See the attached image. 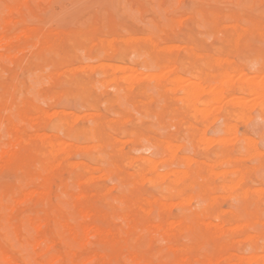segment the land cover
I'll use <instances>...</instances> for the list:
<instances>
[{
    "label": "rangeland",
    "instance_id": "rangeland-1",
    "mask_svg": "<svg viewBox=\"0 0 264 264\" xmlns=\"http://www.w3.org/2000/svg\"><path fill=\"white\" fill-rule=\"evenodd\" d=\"M19 33L21 38H13ZM24 35H27L25 40ZM0 36L4 40H13L9 50L4 42L0 43L3 49H0V127L4 124V130L0 128V153L16 155L12 165H4L0 159V247L12 264H41L49 259H54L53 264H82L85 259L87 263L92 259L88 264H98L99 261L100 264H175L180 257H187L184 264H202L201 261L212 256L217 261L227 256L239 260L256 250L264 255V99L259 104L257 97L249 91L238 94L240 79L264 83V0H0ZM39 37H44L45 41ZM133 38L138 39L134 41ZM235 38H238L237 43ZM149 43L155 44L154 47L150 48ZM168 45L172 47L171 51ZM100 55H103L102 59ZM91 65L94 70L90 73ZM103 66H108L105 67L107 72ZM123 66L124 70H121ZM114 67H120L121 72L119 69L113 72ZM69 71L73 73L70 75ZM122 71L125 75L134 74V80L131 83L130 79L125 83L120 81L123 89L118 90L112 78L124 75ZM159 72L162 73L160 76L167 74L163 76L167 78H155L159 83L147 76ZM227 73L231 74L225 76ZM218 78L226 80H222V84ZM183 79L186 81L182 82ZM227 80L228 84H225ZM189 81L201 85H195L196 90L204 87L205 94L199 100L203 106L193 97L186 96L185 89L195 88ZM217 81L221 87H230L223 93L226 99L215 98V103L213 98L217 94L209 95L205 91L214 85L220 87ZM128 84L134 86H130L132 90ZM181 84H189V87H179ZM102 86L107 88L102 89ZM178 87L181 89L175 90ZM244 100L245 105L252 101L256 106L251 102V106L244 108L245 105L240 104ZM182 101H189L190 105ZM219 102L223 105L220 106ZM232 102L237 106L231 105ZM192 105L199 111L195 112ZM25 110L34 118L38 116L37 123L21 119L20 113ZM43 111L54 113L49 118ZM63 111L66 114H62ZM88 116L94 117L95 121ZM22 121L29 127L22 126ZM13 122L15 126L10 124ZM31 127L33 130L29 129ZM37 134L39 137L44 135L45 141ZM21 138L24 142L18 141ZM49 140L53 146L46 144ZM13 142H18V145L14 143L17 147ZM56 144L60 145L59 149ZM61 145L65 148L62 151ZM83 148L86 151L83 152ZM49 151L55 155L51 156ZM65 155L68 159L64 158ZM57 162L61 164L56 166ZM181 170L187 177L181 175ZM165 172L167 178L163 175ZM41 174L48 179L45 189ZM156 174L159 178L155 177ZM178 175L183 178L178 179ZM240 176L243 181L238 183V188H231ZM174 178L179 183L173 182ZM38 190L45 192L42 198L36 195L25 197L28 192ZM246 190L247 198L242 197ZM100 192H105L104 196ZM76 196L81 198L78 200ZM222 211L221 218H217ZM250 221L251 224L247 225ZM168 222L174 223V227ZM207 222L224 225L226 232L202 242L204 239L198 233L200 225ZM185 225L192 228L182 229ZM239 225L242 230L238 229ZM168 226L171 229H166ZM96 229L104 233L110 231L115 241H104L92 231ZM60 231H65L64 240L57 238ZM157 231L159 235H156ZM72 233L77 234L78 240L88 241L87 235L92 237L86 245L77 248ZM248 235L258 239L246 240ZM38 239L41 246L37 245L40 243ZM216 241L224 247L216 248ZM29 245H37V248L31 249ZM72 246L75 254L69 253ZM218 262L225 264L224 259Z\"/></svg>",
    "mask_w": 264,
    "mask_h": 264
},
{
    "label": "bare ground",
    "instance_id": "bare-ground-1",
    "mask_svg": "<svg viewBox=\"0 0 264 264\" xmlns=\"http://www.w3.org/2000/svg\"><path fill=\"white\" fill-rule=\"evenodd\" d=\"M179 1H180V0H179ZM9 21H11L10 18H9ZM9 21H7V22H9ZM15 21H18V20H15ZM176 21H177V20H176ZM180 21H181V20H180ZM181 22H182V21H181ZM181 22H178L179 25H180ZM11 23H12V22H11ZM16 23H17V22H16ZM13 25H14V24H13ZM209 26H210V25H209ZM228 26H229V27H228ZM228 26H227V27L230 28V25H228ZM232 26H233V25H232ZM172 27H173V26H172ZM172 27H171V28H172ZM223 27H226V26H223ZM13 28H14V27H13ZM12 30H14V29H12ZM12 30H11V32H12ZM27 30H28V28H27ZM244 30H245V29H244ZM167 31H168V30H167ZM22 32H23V31H22ZM219 32H220V31H219ZM167 33H168V32H167ZM215 33H216V32H215ZM259 33H260V32H259ZM19 34H20V35H17V36L15 35V36H13V38H14V37L16 38V37H18V36H20V38H21L22 34H21V33H19ZM24 34H26V33H24ZM242 34H243V33H242ZM242 34H241V35H242ZM116 35H117V34H116ZM258 35H259V34H258ZM24 36H25V35H24ZM26 36H27V35H26ZM26 36L24 37V40H25ZM45 36L47 37L46 34H45ZM165 36H166V35H165ZM238 36L240 37V33L238 34ZM1 37H2V38H1ZM40 37H41V36H40ZM40 37H39V39H41ZM48 37H49V36H48ZM106 37H107V36H106ZM239 37H238V38H239ZM8 38H9V37H8ZM11 38H12V37H11ZM129 38H130V37H128L127 39H129ZM140 38H142V37H140ZM143 38L145 39V37H143ZM238 38H235V42L237 41ZM42 39L44 40V37H42ZM42 39H41V40H42ZM107 39H109V38H107ZM114 39H115V38H114ZM127 39H126V38L124 39V40H125L124 43H126V40H127ZM131 39H132V38H130V40H131ZM136 39H138V38H136ZM136 39L133 38L134 41H135ZM20 40H21V39H20ZM43 40H42V41H43ZM82 40H84V39H82ZM97 40H98V38H97ZM97 40H96V41H97ZM112 40H113V39H111L110 41L112 42ZM145 40H146V39H145ZM145 40H144V41H145ZM150 40H151V39H150ZM150 40H149V38H148V42H151ZM11 41H13V40H10V38H9L8 40H4V39H3V36H0V43H1V42H4L5 45H6L5 47H6L7 49L10 48ZM35 41H36V40H35ZM44 41H45V40H44ZM50 41H51V40H50ZM98 41H100V40H98ZM115 41H116V40H115ZM146 41H147V40H146ZM231 41H232V40H231ZM14 42H15V40H14ZM102 42H103V41H102ZM111 42H108L109 45H110ZM136 42H137V41H136ZM141 42H142V41H141ZM4 43H1V44H4ZM41 43H42V42H41ZM53 43H54V42H53ZM119 43H120V42H119ZM124 43H122V44H124ZM236 43H237V42H236ZM37 44L39 45V42H37ZM42 44H43V43H42ZM93 44H95V43H93ZM93 44H92V45H93ZM99 44L101 45L102 43L99 42ZM149 44L152 45V46H150V48H151V47H154V45H155V44H152V43H149ZM92 45H91V46H92ZM96 45H97V44H96ZM106 45H107V44H106ZM124 45H125V44H124ZM234 45H235V44H234ZM45 46H46V45H45ZM53 46H54V44H53ZM107 46H108V45H107ZM164 46H165V45H164ZM168 46H169V45H168ZM235 46H236V45H235ZM29 47H30V46H29ZM35 47H37V46H35ZM46 47H47V46H46ZM104 47H105V46H104ZM104 47H103V49H104ZM110 47H112V46L110 45ZM110 47H108V49H109ZM118 47H119V46H118ZM120 47H122L121 44H120ZM120 47H119V49H120ZM169 47H170V46H169ZM176 47H177V46H175V48H176ZM41 48H42V46H41ZM41 48H40V49H41ZM162 48L164 49V48H166V47H162ZM171 48H172V47L169 48L170 51H171ZM173 48H174V47H173ZM178 48H180V46H179ZM219 48H220V47H219ZM0 49H1V46H0ZM33 49H34V47H33ZM33 49H31V50H33ZM110 49H111V48H110ZM123 49H124V48H123ZM125 49H126V48H125ZM131 49H132V46H131ZM160 49H161V48H159V50H160ZM163 49H162V51H164ZM169 49L166 48V50H169ZM176 49H177V48H176ZM1 50H3V49H1ZM8 50H9V49H8ZM35 50H36V49H35ZM111 50H112V49H111ZM115 50H116V49L114 48V51H115ZM166 50H165V51H166ZM172 50H173V49H172ZM19 51H20V50H19ZM21 51H22V50H21ZM61 51H62V50H61ZM102 51H103V50H102ZM107 51H108V50H107ZM132 51H134V49H133ZM150 51H151V50H150ZM157 51H158V50H157ZM160 51H161V50H160ZM173 51H174V50H173ZM22 52H23V51H22ZM22 52H21V53H22ZM24 52H25V51H24ZM31 52H32V51H31ZM110 52H111V51H110ZM117 52L120 53L119 50H117ZM135 52H136V51H134V54H135ZM184 52H185V51H184ZM27 53H28V52H27ZM103 53L105 54L104 51H103ZM111 53H112V52H111ZM29 54H30V53H29ZM120 54H121V53H120ZM156 54H159V53H156ZM185 54H186V53H185ZM14 55H15V54H14ZM19 55H20V54H19ZM160 55H161V54H160ZM187 55H188V54H187ZM192 55H193V53H192ZM27 56H29V55H27ZM102 56H103V55H100V59H102V58H101ZM123 56H125V55L123 54ZM132 56H133V55H132ZM132 56H131V57H132ZM10 57H11V56H10ZM12 57H13V56H12ZM14 57H15V56H14ZM16 57H17V56H16ZM103 59H104V58H103ZM108 59H109V58H108ZM136 59H137V58H136ZM90 60H91V59H90ZM119 60H120V59H119ZM122 60H123V59H122ZM122 60H121V62H122ZM216 60H219V59H216ZM226 60H227V59H226ZM93 61H94V60H93ZM103 61H105V59H104ZM231 61H232V60H230V62H231ZM222 62H223V60H222ZM225 62H228V60L225 61ZM52 63H53V62H52ZM181 63H182V62H181ZM188 63H189V62H188ZM215 63H216V62H215ZM100 64H103V63H100ZM100 64H99V65H100ZM201 64H202V63H201ZM212 64H213V63H212ZM217 64H219V63H217ZM106 65H107V64H106ZM108 65H109V64H108ZM202 65H203V64H202ZM93 66H94V65L89 66L90 68L87 67V69H88V68L91 69V70H90V73L92 72V70H94V69H93ZM113 66H114V65H113ZM162 66H163V65H162ZM105 67H106V66H103L104 71H106ZM127 67H128V68H132V67H129V66H127ZM170 67H171V66H170ZM174 67H175V66H174ZM203 67H204V66H203ZM219 67H220V65H219ZM72 68H73V67H72ZM76 68H77V67H76ZM106 68H108V66H107ZM109 68H110V67H109ZM111 68H112V67H111ZM111 68H110V69H111ZM119 68H120V67H114L113 72H114V71H115V72H118V71H116V70L119 69ZM171 68H172V67H171ZM220 68H221V67H220ZM73 69H75V67H74ZM79 69H80V68H79ZM101 69H102V68H100V70H101ZM103 69H102V71H103ZM122 69L124 70V66L121 67V70H122ZM166 69H168V71L170 70L169 67H168V68L165 67V70H166ZM174 69H175V68H174ZM69 70H70V69H69ZM76 70H77V69H76ZM80 70H81V69H80ZM82 70H83V69H82ZM98 70H99V69H98ZM111 70H112V69H111ZM125 70H126V69H125ZM134 70H135V69H134ZM185 70H186V69H185ZM235 70H236V69H235ZM9 71H10V70H9ZM63 71H64V70H63ZM71 71H72V69H71ZM71 71H69V73H70ZM77 71H78V70H77ZM84 71H85V70H84ZM119 71H120V69H119ZM233 71H234V69H233ZM233 71H232V72H233ZM45 72H47V71L45 70ZM106 72H107V71H106ZM120 72H121V71H120ZM120 72H119V73H120ZM122 72L124 73L125 71H122ZM160 72L163 73V71H160ZM160 72L158 73V75H156L155 73H152L153 76H152V74H151V75H147V76H151V79H154V80H155V78H157V79L159 78V79L161 80V77H162V78H167V77H163L166 73H164L162 76H160V75L162 74V73L160 74ZM223 72H225V71H223ZM230 72H231V70H230ZM236 72H237V71H236ZM241 72H242V71H241ZM37 73H38V72H37ZM61 73H62V72H60L59 74H61ZM71 73H73V72H71ZM71 73H70V75H71ZM81 73H82V72H81ZM90 73H89V74H90ZM100 73L102 74V72H100ZM130 73H131V72H130ZM197 73H200V72H197ZM225 73H226V72H225ZM50 74H51V73H50ZM52 74H54V73H52ZM63 74H64V72H63ZM82 74H83V73H82ZM106 74H107V73H106ZM110 74H111V73H110ZM148 74H149V73H148ZM154 74H155V75H154ZM168 74H169V73H168ZM205 74H206V73H205ZM218 74H219V72H218ZM230 74H231V73H230ZM230 74L227 73L225 76L230 75ZM54 75H55V74H54ZM54 75H53V77H54ZM56 75H57V74H56ZM133 75H134V74H133ZM133 75H132V73H131L130 75H128V74L125 75V73H124V75H120L119 77H117V76L114 77V76H113L112 80H113V83H115L116 86L118 87V90H122V89H123V86L120 84V81H122V83H125L124 81L127 82V81L130 79V80H131L130 83H131V82L134 80V77H133V80H132V76H133ZM223 75H224V73H223ZM235 75H236V74H235ZM235 75H233V77H234ZM237 75H240V74H237ZM241 75H242V74H241ZM262 75L264 76V74H262ZM104 76H105V75H104ZM122 76H123V77H122ZM166 76H167V74H166ZM194 76H195V75H194ZM211 76H214V75H212V73H211ZM63 77H64V76H63ZM65 77H66V76H65ZM69 77H70V76H69ZM120 77H121V78H120ZM153 77H154V78H153ZM178 77H179V76H178ZM191 77H192V76H191ZM233 77H232L231 79H233ZM48 78H49V77H48ZM66 78H67V77H66ZM75 78H76V77H75ZM135 78H136V77H135ZM138 78H139V77H137L136 79H138ZM140 78H141V77H140ZM145 78H147V77H145ZM149 78H150V77H149ZM149 78H147V79H149ZM192 78H193V77H192ZM224 78H225V77H224ZM224 78H223V79H224ZM238 78H239V76H238ZM68 79H70V78H68ZM122 79H123V80H122ZM196 79H197V77H196ZM201 79H202V78H201ZM223 79H222V80H223ZM263 79H264V77H263ZM41 80H42V79H41ZM49 80H50V79H49ZM53 80H55V79H53ZM109 80H111V79L109 78ZM143 80H144V79H143ZM169 80H170V79H169ZM218 80H221V79L218 78ZM222 80L219 81V83H221ZM225 80H226V79H225ZM225 80H223V81H225ZM253 80L255 81V79H253ZM261 80H262V78H261ZM76 81H77V80H76ZM103 81H104V80H103ZM139 81H141V80H139ZM151 81H152V80H151ZM155 81H156V80H155ZM170 81H171V80H170ZM177 81H179V80H177ZM181 81H182V80H181ZM185 81H186V79H185V80L183 79L182 82H185ZM233 81H235V79H234ZM233 81H232V86H234V85H233V83H234ZM237 81H239V79H237ZM237 81H236V83H237ZM77 82H78V81H77ZM109 82H111V81H107L106 83H109ZM135 82L138 83L137 80H136ZM167 82H168V81H167ZM182 82H181V83H182ZM189 82H190V81H189ZM191 82H192V81H191ZM191 82H190V84H192ZM239 82H241V90L239 89L240 92L237 90V91H238V94L241 93V92H244V93H245L246 91H249V92L252 94V96L255 95V98L257 97L256 100H258V102H257L256 100H254V99H253V100L260 104V103H261L260 101H261L262 99H264V83H258L259 81H258V82H257V81H256V82H253L252 80H245V79H243L242 81H241V79H240ZM239 82H238V83H239ZM96 83H97V82H96ZM152 83H153V82H152ZM156 83H159V80H157ZM156 83H155V84H156ZM168 83H169V82H168ZM168 83H167V84H168ZM202 83H203V82H202ZM219 83H218V81H217V83H216L217 86H218ZM101 84H103V83H101ZM176 84H177V83H176ZM183 84H184V83H183ZM185 84H187V83H185ZM222 84H223V82H222ZM222 84H219V86L221 87ZM225 84H228V80H227V83H225ZM225 84H224V85H225ZM106 85H107V84H106ZM106 85H105V86H106ZM128 85H129V88H131V90H132V88H133L134 86L131 85V84H128ZM170 85H171V84H170ZM188 85H189V84H188ZM188 85H187V86H188ZM192 85H193V84H192ZM195 85H196V87H197V86H199L200 84L197 85V83H196ZM195 85H193V86L195 87ZM224 85H223V86H224ZM229 85H231V84L229 83ZM17 86H18V85H17ZM96 86H97V84H96ZM99 86H101V85L99 84ZM130 86H133V87H130ZM172 86H174V85H172ZM175 86H176V85H175ZM181 86H182V84L179 85V87H181ZM183 86H184V85H183ZM183 86H182V88H183ZM187 86H184V87L186 88ZM200 86H201V85H200ZM225 86H227V85H225ZM232 86H231V87H232ZM238 86H239V85H238ZM103 87H104V86H102V89L107 88V87H105V88H103ZM126 87H127V86H126ZM126 87H125V88H126ZM139 87H140V86H139ZM153 87H154V85H153ZM179 87H178V88H175V90H177V89H181V88H179ZM188 87H189V86H188ZM188 87H187V88H188ZM196 87H195L193 90H191L190 88H189L188 90L185 89L184 92H186V96H187V97H190V98L193 97V100H196V101L199 102V100L201 99V97H202V95H203V93H204V91H202L204 87H202V90H196ZM206 87H207V86H206ZM213 87H214V88H213ZM213 87H208V88H210V89H209L208 91H205V92L208 93V94H209V93H210V94H211V93H216V94H217L216 96H217L218 98H217V97H214V98H213V102L216 103L217 100H214L215 98L218 99V100H219V99H222V101L224 100V98L226 99V97L223 96V93H224L225 89H228L230 86H227V87H221V88H220V87L215 88V85H214ZM17 88H18V87H17ZM112 88H113V87H112ZM170 88H171V87H170ZM192 88H193V87H192ZM200 88H201V87H198V89H200ZM237 88H240V87H237ZM7 89H8V88H7ZM9 89H10V88H9ZM20 89H21V88H20ZM82 89H83V88H82ZM114 89H115V88H114ZM114 89H113V90H114ZM126 89H127V88H126ZM160 89H161V88H160ZM167 89H168V88H167ZM167 89H166V90H167ZM111 90H112V89H111ZM128 90H129V89H128ZM168 90H169V89H168ZM175 90H174V91H175ZM206 90H207V89H206ZM14 91H15V90H14ZM170 91L172 92L173 89L170 90ZM180 91H181V90H180ZM230 91H231V90H230ZM16 92H17V91H16ZM113 92H114V91H113ZM169 93H170V92H169ZM182 93H183V92H182ZM21 94H22V93H21ZM30 94H31V93H30ZM86 94H87V93H86ZM204 94H205V93H204ZM208 94H206V95H208ZM210 94H209V95H210ZM251 94H250V97H251ZM15 95H16V94H15ZM61 95H62V94H61ZM211 95H213V94H211ZM228 95H229V94H228ZM230 95H231V94H230ZM214 96H215V95H214ZM222 96H223V97H222ZM30 97L32 98V96H30ZM187 97H186V98H187ZM232 97H233V99L235 100V97H234V96H232ZM236 97H237V96H236ZM239 97H240V96H239ZM174 98H175V97H174ZM174 98H173V99H174ZM182 98H185V97H182ZM186 98H185V99H186ZM194 98H195V99H194ZM211 98H212V97H211ZM211 98H210L209 100L212 101ZM9 99H10V98H9ZM21 99H22V98H21ZM52 99H53V98H52ZM177 99H178V98H177ZM239 99H242V97L239 98ZM239 99H237V101H238ZM243 99H244V97H243ZM245 99H246V98H245ZM18 100H19V99H18ZM28 100H29V99H28ZM174 100H175V99H174ZM181 100H183V99H181ZM187 100L190 101L189 98H187ZM193 100L191 99V101H193ZM247 100H249V99H247ZM189 101H182V102H187L186 104H188ZM207 101H208V100H207ZM211 101H210V102H211ZM225 101H226V100H225ZM225 101H224V102H225ZM235 101H236V100H235ZM241 101H242V100H240V102H241ZM245 101H246V100H244V103H240V104H241V105H242V104L245 105ZM262 101H263V100H262ZM8 102H9V101H8ZM51 102H52V100H51ZM194 102H195V101H194ZM202 102H203V101H202ZM213 102H212V103H213ZM220 102H221V101H220ZM220 102H219V104H220ZM249 102H250V101H249ZM251 102H252V101H251ZM251 102H250V104H251ZM256 102H252L254 106H256V105L254 104V103H256ZM22 103H23V102H22ZM25 103H26V102H24V104H25ZM200 103H201V101H200L198 104H200ZM204 103H205V102H204ZM206 103H207V102H206ZM227 103H228V101H227ZM230 103H231V101H230ZM230 103H229V104H230ZM262 103H263V102H262ZM41 104H42V103H41ZM186 104H185V105H186ZM201 104H202V103H201ZM221 104H222V103H221ZM221 104H220V106H221ZM233 104H234V106H235V105L237 106L236 103H233V102H232L231 105H233ZM246 104H248L249 106H251L249 103H246ZM44 105H45V104H44ZM104 105H105V104H104ZM188 105H190V104H188ZM204 105H205V104H204ZM222 105H223V104H222ZM226 105H227V104H226ZM248 105H245L244 108L247 107ZM57 106H58V104H57ZM186 106H187V105H186ZM192 106H194V109H193V110H194L195 112H196V110H197V112L199 111V110L195 107V105H192ZM201 106H203V104H202ZM212 106H213V105H212ZM234 106H233V107H234ZM260 106H261V107H260ZM260 106H259V107L262 108V105H260ZM13 107H14V106H13ZM210 107H211V106H210ZM210 107H209V108H210ZM213 107H214V106H213ZM213 107L211 108V110H213ZM215 107H217V104H216ZM215 107H214V108H215ZM218 107H219V105H218ZM218 107H217V108H218ZM233 107H232V108H233ZM242 107H243V106H242ZM14 108H15V107H14ZM14 108H13V109H14ZM192 108H193V107H192ZM195 108H196V109H195ZM200 108H201V107H200ZM202 108H203V107H202ZM220 108H221V107H220ZM244 108H243V109H244ZM252 108H253V107H252ZM260 108H259V109H260ZM19 109H21V108L19 107ZM207 109H208V108H207ZM249 109H250V108H249ZM3 110H4V109H3ZM5 110H6V109H5ZM26 110H27V109H26ZM26 110H25L24 112H21V113H20V117H21V119H22L23 121H30L32 124L37 123V121H38L37 117H38V116H35V118H34V117L30 116L29 113L27 112L28 110H27V111H26ZM201 110H202V109H201ZM201 110H200V113H201L200 115H202V111H201ZM215 110H216V109H215ZM219 110H220V109H219ZM219 110H218V111H219ZM247 110H248V109H247ZM250 110H251V109H250ZM250 110H249V111H250ZM261 110H262V109H261ZM205 111H206V110H205V108H204V113H205V116H206V112H205ZM216 111H217V110H216ZM218 111H217V112H218ZM240 111H241V110H240ZM9 112H10V111L8 110L7 113L9 114ZM11 112H12V111H11ZM17 112H18V111H17ZM43 112H44V111H43ZM55 112H56V111H55ZM57 112H60V111H57ZM63 112H64V113H62V114H66L65 111H63ZM195 112H194V113H195ZM207 112H210V109H209V111L207 110ZM217 112H215V113H217ZM5 113H6V111H5ZM7 113H6V115H7ZM12 113H13V112H12ZM44 113H45V112H44ZM52 113H54V111H53V112H49V114H47V113H45V114H47V116L49 115L48 117L50 118V116H51L50 114H52ZM169 113H170V112H169ZM194 113H192V114H194ZM204 113H203V115H204ZM2 114H3V113H2ZM13 114H14V113H13ZM42 114H43V113H42ZM60 114H61V113H60ZM67 114H68V113H67ZM72 114H73V113H72ZM88 114H89V113H88ZM92 114H93V113H92ZM208 114H209V113H208ZM208 114H207V116H209ZM228 114H229V113H228ZM243 114H244V113H243ZM52 115H53V114H52ZM57 115H58V113L55 114L54 116H57ZM96 115H98V114H96ZM96 115H95V117H96ZM190 115H191V114H190ZM194 115H195V114H194ZM203 115H202V116H203ZM233 115H235V114H233ZM4 116H5V114H4ZM78 116H79V115H78ZM78 116H77V117H78ZM92 116H94V114H93ZM92 116H90V117L92 118ZM205 116H204V117H205ZM212 116H214V115H212ZM235 116H237V115H235ZM44 117H46V115H45ZM69 117H71V116L69 115ZM72 117H73V116H72ZM77 117H76V118H77ZM90 117L88 116V118H90ZM191 117H192V116H191ZM242 117H243V116H242ZM248 117H249V116H248ZM12 118H13V116H12ZM84 118H86V117H84ZM88 118H87V119H88ZM211 118H212V117H211ZM71 119H72V118H71ZM79 119H80V118H79ZM92 119H93V122H94V121H95V120H94V117H93ZM214 119H215V118H214ZM241 119H242V118H241ZM246 119H248V118H246ZM249 119H250V118H249ZM60 120H61V119H60ZM124 120H125V119H124ZM126 120H127V119H126ZM195 120H196V119H195ZM18 121L20 122V120H18ZM23 121H22V123H20V124H22V126H23V125L27 126V124H26V123L24 124ZM71 121H72V120H71ZM73 121H74V120H73ZM112 121H113V120H112ZM213 121H216V120H213ZM14 122H15V121H14ZM14 122H13V123H10V124L13 125V126H15V123H14ZM74 122H75V121H74ZM90 122H91V120H90ZM113 122H114V121H113ZM124 122H125V121H124ZM243 122H244V121H243ZM243 122H242V123H243ZM43 123H45V122H43ZM111 123H112V122H111ZM212 123H213V122H212ZM7 124H8V122H7ZM20 124L18 123V125H20ZM56 124H57V123H56ZM56 124H55V125H56ZM60 124H61V123H60ZM96 124H97V121H96ZM116 124H117V122H116ZM208 124H209V123H208ZM1 125H2V124H1ZM70 125H71V124H70ZM108 125H109V124H108ZM57 126H58V125H57ZM205 126H206V125H205ZM231 126H232V125H231ZM231 126H230V127H231ZM16 127H17V126H16ZM27 127H29V125H28ZM100 127H101V126H100ZM111 127L113 128V126H111ZM225 127H226V126H225ZM230 127H229V129H230ZM234 127H235V125H234ZM0 128H3V130H4V124H3V127H0ZM10 128H11V127H10ZM17 128H18V127H17ZM17 128H16L15 130H16V132H17V134H18L17 136H19V130H18ZM49 128H50V127H49ZM66 128H67V127H66ZM12 129H14V128H12ZM29 129H32V127L29 128ZM231 129H233V128H231ZM236 129H237V128H236ZM0 130H2V129H0ZM15 130H14V131H15ZM27 130H28V129H27ZM32 130H33V129H32ZM32 130H31V131H32ZM234 130H235V129H234ZM60 131H61V130H60ZM229 131H230V130H229ZM231 131H232V130H231ZM1 132H2V131H1ZM3 132H4V131H3ZM90 132H91V131H90ZM225 132H226V131H225ZM22 133H23V131H22ZM233 133H234V132H233ZM9 134H10V133H9ZM9 134H8V135H9ZM122 134H123V133H122ZM226 134H227V133H226ZM228 134H229V133H228ZM1 135H2V134H1ZM37 135H38V134H37ZM39 135H40V134H39ZM39 135H38V138H39V139L42 138V137L44 136V135L42 134L43 136H42V137H39ZM49 135H50V134H49ZM51 135H52V134H51ZM93 135H94V134H93ZM4 136H5V135H4ZM29 136H30V135H28V137H29ZM35 136H36V134L34 135V139H35ZM47 136H48V135H47ZM53 136H54V135H53ZM55 136H56V135H55ZM235 136H236V135H235ZM48 137H49V136H48ZM50 137H51V136H50ZM112 137H113V136H112ZM10 138H11V137H10ZM14 138H15V137H14ZM14 138H12V141L14 140ZM16 138H17V137H16ZM16 138H15V139H16ZM29 138H31V137H29ZM29 138H28V139H29ZM32 138H33V137H32ZM44 138H45V136H44ZM44 138H42V139H44ZM61 138H63V137H61ZM199 138H201V136H199ZM199 138H198V140H199ZM231 138H232V137H231ZM245 138H246V137H245ZM23 139H24V138H23ZM23 139L21 138V140H18V141L20 142V141H22ZM49 139H50V138H49ZM110 139H111V137H110ZM202 139H203V138H202ZM219 139H220V138H219ZM29 140H30V139H29ZM40 140H41V139H40ZM40 140H38V141H40ZM115 140L117 141L118 139H115ZM126 140H127V139H126ZM204 140H205V137H204ZM204 140H203V141H204ZM208 140H209V139H208ZM233 140H234V139H233ZM235 140H236V139H235ZM44 141H45V139H44ZM108 141H109V140H108ZM122 141H123V140H122ZM162 141H163V140H162ZM199 141H200V140H199ZM205 141H206V140H205ZM209 141H211V139H210ZM212 141H213V140H212ZM242 141H243V140H242ZM23 142H24V140H23ZM26 142L29 143V141H27V140H26ZM41 142H42V141H41ZM59 142H61V141H59ZM113 142H114V141H113ZM221 142H222V141H221ZM223 142H224V141H223ZM225 142H226V141H225ZM225 142H224V143H225ZM251 142H252V141H251ZM10 143H11V141H10ZM10 143H9V144H10ZM14 143H15V142H13V145L17 144L18 142L15 143V144H14ZM65 143H66V142H65ZM123 143L125 144V142H123ZM205 143H206V142H204V144H205ZM207 143H209V142H207ZM212 143H213V142H212ZM224 143H222V144H224ZM233 143H234V142H232V144H233ZM244 143H245V142H244ZM253 143H254V142H253ZM5 144H6L7 148H8L7 143H5ZM25 144H26V143H25ZM41 144H42V143H41ZM46 144H50V145H52V144L50 143V140H49ZM57 144H58V142H57ZM57 144H56V145H57ZM59 144H61V143H59ZM68 144H69V143H68ZM68 144H67V145H68ZM71 144H72V143H71ZM96 144H97V143H96ZM96 144H95V146H96ZM127 144H128V143H127ZM200 144H201V142H200ZM209 144H210V146L212 145L211 142H210ZM209 144H208V145H209ZM228 144H229V143H228ZM240 144H241V143H240ZM11 145H12V144H11ZM11 145H10V147H11ZM17 145H18V144H17ZM63 145H64V142H63ZM168 145H170V144H168ZM226 145H227V144H225L224 146H226ZM253 145H254V144H253ZM15 146H16V145H15ZM52 146H53V145H52ZM68 146H69V145H68ZM74 146H75V145H74ZM91 146H92V145H91ZM91 146H90V147H91ZM95 146H94V148H95ZM97 146H98V144H97ZM99 146H100V145H99ZM203 146H205V145H203ZM16 147H17V146H16ZM25 147H26V146H25ZM28 147H29V146H28ZM57 147H58L57 149H59L60 145H59V146L57 145ZM65 147H66V146H65ZM69 147H70V146H69ZM78 147H79V146H78ZM81 147H82V146H81ZM85 147H86V146H85ZM87 147H88V146H87ZM121 147H122V146H121ZM121 147H120V148H121ZM208 147H209V146H208ZM11 148H12V147H11ZM61 148H62V149H61ZM61 148H60L61 151L65 149V148L62 147V145H61ZM70 148L72 149V147H70ZM88 148H89V147H88ZM88 148H87V149H88ZM122 148H123V147H122ZM255 148H256V147H255ZM1 149L3 150L2 146H1ZM16 149H17V148H15V150H16ZM73 149H74V148H73ZM85 149H86V148H85ZM198 149H199V147H198ZM15 150H14V151H15ZM75 150H76V149H75ZM92 150H94V149H92ZM167 150H168V149H167ZM173 150H174V149H173ZM252 150H253V149H252ZM5 151H6V150H5ZM50 151H52V154H53V150H50ZM50 151H49V153H50ZM68 151H69V150H68ZM70 151H71V150H70ZM72 151H74V150H72ZM84 151H86V150H84V148H83V152H84ZM94 151H96V150H94ZM94 151H93V152H94ZM238 151H240V150H238ZM243 151H244V150H243ZM2 152H3V153H0V159L3 160L4 165H12V164L15 163V161H16V159H14V158H16V157H15V156H16L15 153L9 154L8 152H4V151H2ZM63 152H64V151H63ZM76 152H79V151L77 150ZM173 152H174V154H175V151H173ZM39 153H40V152H39ZM66 153H67V152H66ZM66 153H65V154H66ZM86 153H88V152H86ZM138 153H139V152H138ZM255 153H256V152H255ZM258 153H259V152H258ZM40 154H41V153H40ZM52 154L50 153L51 156H54V155H55V154H54V155H52ZM68 154H69V153H68ZM68 154H67V155H68ZM239 154H241V152H240ZM256 154H257V153H256ZM260 154H261V153H260ZM260 154H258V155L260 156ZM262 154H264V153H262ZM67 155H65L64 158H65V157L67 158ZM248 155H249V154H248ZM253 155H254V154H253ZM43 156H44V153H43ZM48 156H49V155H48ZM55 157H57V156H55ZM62 157H63V156H62ZM168 157H169V156H168ZM171 157H172V156H171ZM186 157H187V156H186ZM255 157H256V156H255ZM42 158H43V157H42ZM47 158H48V157H47ZM60 158H61V157H60ZM60 158H59V159H60ZM68 158H69V155H68ZM68 158H67V159H68ZM57 159H58V158H57ZM59 159H58V160H59ZM62 159H63V158H62ZM148 159H149V158H148ZM184 159H187V158H184ZM248 159H249V158H248ZM58 160H57V161H58ZM166 160H167V159H166ZM172 160L174 161L175 159L173 158ZM226 160H227V159H226ZM228 160H230V159L228 158ZM47 161H48V160H47ZM136 161H137V160H136ZM140 161H141V160H140ZM142 161H143V160H142ZM144 161H146V159H145ZM149 161H151V160H148V162H149ZM187 161H188V160H187ZM194 161H195V160H194ZM223 161H224V160H223ZM223 161H222V163H223ZM235 161H236V159H235ZM54 162H55V161H54ZM58 162H59V161H58ZM58 162H57V165H56V166H59V165L61 164V163H58ZM130 162H131V161H130ZM157 162H158V161H157ZM52 163H53V162H52ZM94 163H95V162H94ZM133 163H134V162H133ZM141 163H142V162H141ZM150 163H151V162H150ZM219 163H220V162H219ZM54 164H55V163H54ZM64 164H65V163H64ZM69 164H70V163H69ZM76 164H77V162H76ZM176 164H177V162H176ZM194 164H195V162H194ZM1 165H2V164H0V166H1ZM73 165H75V164L73 163ZM73 165H72V166H73ZM81 165H82V164H81ZM86 165H87V164H86ZM178 165H179V163H178ZM216 165H217V164H216ZM56 166H54V167H56ZM65 166H66V165H65ZM69 166H70V168H71V164H70ZM69 166H67V167H69ZM125 166H126V165H125ZM135 166H136V165H135ZM135 166H134V167H135ZM188 166H189V165H188ZM230 166H231V165H230ZM1 167H2V166H1ZM1 167H0V168H1ZM45 167H46V166H44V168H45ZM54 167H52V168H54ZM81 167H82V166H81ZM126 167H127V166H126ZM136 167H137V166H136ZM148 167L154 168V167H152V166H150V165H149ZM172 167H173V166H172ZM3 168H5V167H3ZM46 168H47V167H46ZM50 168H51V167H50ZM89 168H91V167H89ZM138 168H139V167H138ZM151 168H149V169H151ZM17 169H18V168H17ZM34 169H35V168H34ZM37 169H39V168H37ZM54 169H55V168H54ZM81 169H83V168H81ZM85 169H86V168H85ZM91 169H92V168H91ZM91 169H90V170H91ZM149 169H148V170H149ZM154 169H155V168H154ZM154 169H151V170H154ZM1 170H2V169H0V171H1ZM51 170H53V169H51ZM232 170H233V169H232ZM252 170H254V168H253ZM53 171H54V170H53ZM81 171H82V170H81ZM149 171H150V170H149ZM171 171H173V170H171ZM181 171H182V170H181ZM209 171L211 172V170H209ZM225 171H226V170H225ZM225 171H224V172H225ZM48 172H49V171H48ZM176 172H177V171H176ZM183 172H184V171H182V174H181V175L184 176V177H187L186 173L184 172V174L186 175V176H185V175L183 174ZM213 172H214V171H213ZM230 172H231V171H230ZM232 172H233V171H232ZM0 173H1V172H0ZM85 173H86V172H85ZM90 173H91V172L89 171V174H90ZM146 173H147V172H145V174H146ZM170 173H171V172H169V175H171L172 173H174V171H173L171 174H170ZM179 173H180V172H179ZM214 173H215V172H214ZM50 174H51V172H50ZM108 174H109V173H108ZM157 174H158V173H157ZM157 174L155 175V177L157 176ZM159 174H160V173H159ZM167 174H168L167 172H165V174H163L164 176L166 175L165 178H167V176H168ZM174 174H176V173H174ZM215 174H217V173H215ZM222 174H223V173H222ZM222 174H221V175H222ZM140 175H141V174H140ZM140 175H138V176L140 177ZM143 175H144V173H143ZM163 175H162V177H163ZM219 175H220V174H219ZM219 175H218V176H219ZM223 175H224V174H223ZM223 175H222V176H223ZM51 176H53V175L51 174ZM91 176H92V175H91ZM91 176H90V177H91ZM98 176H99V175H98ZM172 176H173V174H172ZM182 176L178 175V179H179L180 177L183 178ZM214 176H215V175H214ZM222 176H221V177H222ZM232 176H233V175H232ZM38 177H39V176H38ZM53 177H54V176H53ZM53 177H51V178H53ZM58 177H59V176H57V178H58ZM95 177H97V176H95ZM157 177L159 178V175H158ZM216 177H217V176H215V178H216ZM41 178H43V180H44V182H45V185H44V189H45L46 186H47V184H48V179L46 178V176L43 177L42 174H41ZM54 178H55V177H54ZM104 178H106V177H104ZM104 178H103V179H104ZM140 178H141V179H142V178L144 179V177H142V176H141ZM146 178H148V177H146ZM146 178H145V179H146ZM163 178H164V177H163ZM165 178H164V179H165ZM175 178H176V177H175ZM175 178L172 180L173 182L175 181ZM222 178H223V177H222ZM55 179H56V178H55ZM59 179H60V178H59ZM88 179H89V178H88ZM90 179H91V178H90ZM96 179H97V178H96ZM156 179H157V178H156ZM164 179H162V180H164ZM178 179H177V180H178ZM211 179H212V178H211ZM33 180H34V179H33ZM37 180L40 181L39 179H37ZM93 180H94V179H93ZM99 180H100V179H99ZM148 180H150V179L148 178ZM169 180H170V179H169ZM169 180H168V181H169ZM204 181H205V179H204ZM206 181H207V180H206ZM238 181H240V182H238ZM238 181L236 182V185H235V186H234V185H231V186H232V187H231L230 185H228V187H229V186H230L231 188H233V187L235 188V187H236V189H237V188H238V187H237L238 183H241V181H243V180L241 179V176H240V180L238 179ZM88 182L90 183V180H88ZM92 182H93V181H92ZM141 182H142V181H141ZM145 182H146V181H145ZM147 182H148V181H147ZM158 182H159V181H158ZM175 182H176V181H175ZM34 183H35V181H34ZM80 183H81V182H80ZM168 183H169V182H168ZM176 183H179V182H176ZM137 184H138V182H137ZM140 184H142V183H140ZM150 184H151V183H150ZM171 184H172V183H171ZM231 184H232V183H231ZM10 185H12V184H10ZM176 185H178V184H176ZM176 185H175V186H176ZM239 185H240V184H239ZM78 186H79V184H78ZM83 186H84V185H83ZM131 186H132V185H131ZM223 186H226V185H223ZM79 187H80V186H79ZM79 187H78V188H79ZM84 187H85V186H84ZM177 187H178V186H177ZM11 188H12V187H11ZM231 188H230V189H231ZM234 188H233V189H234ZM80 189H81V188H80ZM170 189H171V188H170ZM178 189H179V188H178ZM233 189H231V190H233ZM107 190H108V189H107ZM111 190H112V189H111ZM259 190H260V188H259ZM78 191H79V190H78ZM83 191H84V190H83ZM86 191H87V190H86ZM108 191H109V190H108ZM173 191H174V190H173ZM217 192H218V191H217ZM229 192H230V191H229ZM232 192H233V191H232ZM253 192H254V190H253ZM255 192H256V191H255ZM44 193H45V192H44L43 190H42V191H39V190H38V191H30V192H28L27 194L25 193V194H26L25 197L28 198V197H30V196H34V195H36V196L40 199V198L43 197ZM87 193H88V192H87ZM91 193H92V192H91ZM100 193H101V192H100ZM104 193H105V192H104ZM104 193H103V194H104ZM103 194L101 193L100 195H103ZM242 194H243L242 197H245V196H246V198H247V190L245 191V193L243 192ZM244 194H245V195H244ZM78 195H79V194H78ZM82 195H83V193H82ZM93 195H94V194H93ZM9 196H10V195H9ZM80 196H81V195H80ZM80 196H79V197L76 196V198L79 200V199L81 198ZM84 196H85V195H83V197H84ZM90 196H91V195H90ZM103 196H104V195H103ZM255 196H256V195H255ZM85 197H86V196H85ZM85 197H84V198H85ZM91 197H92V196H91ZM191 198H192V197H191ZM191 198H190V199H191ZM210 198H211V197H210ZM222 198H223V197H222ZM224 198H225V197H224ZM82 199H83V198H82ZM85 199H86V198H85ZM211 199H213V198H211ZM26 200H29V199H26ZM154 200H155V199H154ZM17 201H18V200H17ZM190 201H192V200H190ZM212 201H214V200H212ZM22 202H23V200H22ZM146 202L148 203V201H146ZM186 202H187V201H186ZM18 203L21 204V201H19ZM144 203H145V202H144ZM144 203H143V204H144ZM159 203H160V202H159ZM163 203H164V202H163ZM175 203H176V202H175ZM1 204H2V203H1ZM172 204H173V203H172ZM180 204H181V203H180ZM182 204L184 205V203H182ZM209 204H210V202H209ZM211 204H212V203H211ZM148 205H150V204H148ZM160 205H161V204H160ZM169 205H170V204H169ZM173 205H174V204H173ZM173 205H170V206H172V208H173ZM177 205H178V204H177ZM185 205H187V204H185ZM188 205H189V203H188ZM201 205H202V204H201ZM205 205H206V204H205ZM12 206H14V205L12 204ZM23 206H24V205H23ZM174 206H176V205H174ZM206 206H207V205H206ZM136 207H137V206H136ZM164 207H165V206H164ZM166 207H167V206H166ZM166 207H165V209H166ZM139 208H141V207H139ZM149 208H150V207H149ZM151 208H152V207H151ZM202 208H203V205H202ZM134 209H135V208H134ZM168 209H170V207H168ZM197 209H198V208H197ZM147 210H148V211H151L150 209H147ZM154 210H155V209H154ZM170 210H171V209H170ZM198 210H199V209H198ZM9 211H10V210H9ZM9 211H7V212H9ZM148 211H147V212H148ZM141 212H142V211H141ZM144 212H145V213H144ZM162 212H163V211H162ZM219 212H220V211H219ZM164 213H166V212H164ZM205 213H206V212H205ZM222 213H223V211L221 212V214H219V215L217 216V218L220 219V218H221L220 215H222ZM230 213H231V212H230ZM143 214L146 215V211H143ZM149 214H150V212H149ZM217 214H218V213H217ZM224 214H225V213H224ZM90 215H92V213H91ZM145 215H143V216L146 217L147 215H146V216H145ZM150 215H151V214H150ZM250 215H253V214H250ZM83 216H85V215L83 214ZM97 216H98V215H97ZM225 216H226V215H225ZM229 216H230V215H229ZM178 217H179V216H178ZM205 217H206V216H205ZM227 217H228V216H227ZM231 217H232V216H231ZM234 217H236V216H234ZM120 218H121V217H120ZM147 218H148V217H147ZM250 218H251V217H250ZM185 219H186V218H185ZM207 219H208V217H207ZM257 219H258V218H257ZM80 220H81V219H80ZM80 220H79V221H80ZM260 220H261V218H260ZM18 221H19V220H18ZM148 222H149V221H148ZM208 222H209V221H208ZM208 222H207V223H208ZM255 222H256V221H255ZM257 222H258V221H257ZM257 222H256V223H257ZM19 223H20V222H19ZM168 223L170 224L169 226H173V227H174V223H172V222H168ZM177 223H178V222H177ZM207 223H203L202 225H200V226H201V227H200V233H198V234H201V235H202V237H203V239H204V240H201L202 242H205V240L209 241V240H211V239H215V238H217V236H220V235H222V234H224V233L226 232L225 227H224V225H222V224H218V225H216V223H215V224H213V223L211 224V222H210V224H209V223L207 224ZM253 223H254V222H253ZM40 224H41V223H40ZM43 224H44V222H43ZM43 224H41V225H43ZM175 224H176V223H175ZM178 224H180V223H178ZM178 224H177V225H178ZM244 224H245V223H244ZM244 224H240V225H242V226H244V228H246ZM250 224H251V221H250L249 223H247V225H250ZM261 224H262V222H261ZM261 224H260V225H261ZM263 224H264V223H263ZM97 225H98V224H97ZM146 225H148V224H146ZM212 225H214V226H212ZM215 225H216V226H215ZM240 225L238 226V229L241 228V230H242V226H240ZM36 226H37V225H36ZM38 226H40V225H38ZM65 226H66V225H63V227H65ZM148 226H149V225H148ZM169 226L166 227V229H167V228H170V229H171V227H169ZM44 227H45V226L43 225V228H44ZM92 227H93V226H92ZM173 227H172V228H173ZM230 227H231V226H230ZM233 227H234V226H233ZM35 228H36V227H35ZM37 228H38V227H37ZM41 228H42V226H41ZM43 228H42V229H43ZM61 228H62V226H61ZM79 228H80V227H79ZM90 228H91V227H90ZM90 228H89V229H90ZM154 228H155V229H158L157 227H154ZM160 228H161V227H160ZM191 228H192V227H190V226H188V225H185L182 229H184V230H189V229H191ZM11 229H12V228H11ZM38 229L40 230V228H38ZM77 229H78V228H77ZM126 229H127V227H126ZM141 229H142V228H141ZM155 229H154V230H155ZM161 229H162V228H161ZM229 229H230V228H229ZM238 229H237V230H238ZM78 230H79V229H78ZM86 230H87V229H86ZM136 230H137V228H136ZM136 230H135V231H136ZM148 230H149V229H147V231H148ZM158 230H159V229H158ZM175 230H176V229H175ZM198 230H199V229H198ZM230 230H233V228L230 229ZM22 231H23V230H22ZM34 231H35V230H34ZM87 231H88V230H87ZM87 231H86L85 233H87ZM92 231H96V234L99 235L104 241H112V240H114V235L109 234L110 231L107 232V233H104V232H102V231L99 230V229L92 230ZM161 231L163 232V230H161ZM168 231H170V230L168 229ZM249 231H250V230H249ZM141 232H142V231H141ZM150 232H151V231H150ZM170 232H171V231H170ZM184 232H185V231H184ZM0 233H1V229H0ZM30 233H31V232H30ZM68 233H69V232H68ZM78 233H79V232H78ZM143 233H144V232H143ZM146 233H147V232H146ZM178 233H179V232H178ZM35 234H36V233H35ZM55 234H56V230H55ZM144 234H145V233H144ZM164 234H165V233H164ZM171 234H172V233H171ZM86 235H87V234H85V236H86ZM156 235H159V234H158V231H157ZM166 235H167V234H166ZM259 235H260V234H259ZM17 236H18V235H17ZM38 236H40V235H38ZM71 236H72L73 241H74L73 244H75V247H77V248H78V247H82V246H84V244L86 245V242H89V239L92 237V235H90L91 237H89V236L87 235V237H88V241H86V240L83 241V240H78V239H77V234H76V233H72ZM154 236H155V234H154ZM172 236H173V235H172ZM65 237H66L65 231H60V232H58V234H57V238H58L59 240H64ZM83 237H84V235H83ZM94 237H95V235H94ZM158 237H159V236H158ZM224 237H225V235H224ZM161 238H162V236H161ZM174 238H175V237H174ZM245 238H246V236H245ZM245 238H243V239L245 240ZM260 238H261V237H260ZM93 239H96V238H93ZM257 239H258V237H257V236H253V235H248L247 238H246V240H257ZM38 240H39V239H38ZM43 240H44V239H43ZM90 240H91V239H90ZM175 240H176V238H175ZM240 240H241V241H244V240H242V239H240ZM246 240H245V241H246ZM39 241H40V240H39ZM114 241H115V240H114ZM1 242H2V240H1ZM6 242H7V241H6ZM44 242H45V241H44ZM121 242H122V241H121ZM254 242H255V241H254ZM47 243H48V242H47ZM52 243H53V242H52ZM60 243H61V242H60ZM62 243H64V242H62ZM205 243H206V242H205ZM38 244L41 246V241H40V243L38 242L37 245H38ZM53 244H54V243H53ZM64 244H65V243H64ZM87 244H88V243H87ZM175 244H176V242H175ZM226 244H227V243H226ZM251 244H252V243H251ZM37 245H36V246H37ZM89 245H90V243H89ZM29 246L31 247V249H34V248L36 247L35 245H34L35 247H34L33 245H32V246L29 245ZM60 246H61V244H60ZM32 247H33V248H32ZM65 247H66V246H65ZM75 247L72 246V247L69 249V253H70V254H75V249H74ZM96 247H97V246H96ZM221 247H222V248L224 247V246L222 245V243L220 244L219 241H216V248H221ZM232 247H233V245H232ZM36 248H37V247H36ZM41 248H42V247H41ZM98 248H99V247H98ZM48 249H49V248H48ZM174 249L177 250L176 248H174ZM182 249H183V248H182ZM182 249H181V250H182ZM185 249H186V248H185ZM185 249H184V250H185ZM194 249H195V248H194ZM248 249H249V248H248ZM9 250H10V249H9ZM24 250H25V249H24ZM40 250H41V249H40ZM44 250L46 251L45 248H44ZM44 250H43V251H44ZM144 250H145V249H144ZM165 250H167V249H165ZM178 250H179V249H178ZM181 250H180V252H182ZM186 250H188V248H187ZM218 250H219V249H218ZM258 250H259V249H258ZM32 251H33V250H32ZM78 251H79V250H78ZM123 251H124V250H123ZM168 251H169V250H168ZM171 251H172V249H171ZM190 251H191V250H190ZM260 251H261V250H260ZM40 252H41V251H39L38 253H40ZM76 252H77V250H76ZM184 252H185V251H184ZM188 252H189V250H188ZM191 252H192V251H191ZM38 253H37V254H38ZM130 253H131V252H130ZM185 253H186V252H185ZM19 255H20V254H19ZM34 255H35V254H34ZM171 255H172V254H171ZM35 256H36V255H35ZM100 256H102V255H100ZM98 257H99V256H98ZM104 257H105V256H104ZM225 257H226V256H225ZM238 257H239V256H238ZM241 257H242V256H241ZM45 258H46V257H45ZM93 258H94V257H93ZM105 258H106V257H105ZM186 258H187V257H180L179 259H177V261H176L175 264H184V263H186V261H188ZM95 259H96V258H95ZM135 259H136V258H135ZM137 259H139V256H138ZM200 259H202V258H200ZM219 259H220V260H219ZM219 259H218V261H221V259H224V263H225V264H244V263L246 264V262H247L248 264H264V255L259 254L257 250H256L255 252H253L250 256L242 257V258H240V259L237 258V259H239V260H234L233 257H228V256H227V258H219ZM29 260H30V259H29ZM90 260H92V259H90ZM90 260H89V261H90ZM106 260H107V258H106ZM153 260H154V259H153ZM53 261H54V259H49V260H47V261L42 262L41 264H53ZM78 261H80V260H78ZM85 261H86V262H85ZM85 261H84V263H82V264H88V263H89V261H88V263H87V260H86V259H85ZM93 261H95V260H93ZM103 261H104V260H103ZM139 261H140V259H139ZM139 261H138V262H139ZM156 261H157V260H156ZM218 261L216 260V258H215L214 256H212V257H206V258L204 259V261H201V262H202V264H220ZM80 262H81V261H80ZM96 262H97V260H96ZM14 263H15V262H14ZM14 263H13V264H14ZM60 263H61V262H60ZM101 263H102V262H101ZM140 263H141V262H140ZM0 264H12L11 261L9 260V258H7V255H5V254L3 253V251L1 250V247H0ZM39 264H40V263H39ZM77 264H80V263L78 262ZM98 264H100V261L98 262ZM127 264H128V263H127ZM138 264H139V263H138ZM145 264H147V262H146Z\"/></svg>",
    "mask_w": 264,
    "mask_h": 264
}]
</instances>
